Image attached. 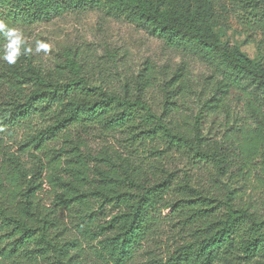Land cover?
Instances as JSON below:
<instances>
[{
	"label": "trees",
	"instance_id": "obj_1",
	"mask_svg": "<svg viewBox=\"0 0 264 264\" xmlns=\"http://www.w3.org/2000/svg\"><path fill=\"white\" fill-rule=\"evenodd\" d=\"M232 1L247 16L261 3ZM224 2L0 0V20L23 33L104 11L189 48L211 70L199 82L187 66L171 77L147 62L135 74L79 51L47 66L26 40L32 53L0 60V264L264 260L259 201L243 200L264 191V57L222 41L217 30L231 26ZM168 209L180 240L163 252Z\"/></svg>",
	"mask_w": 264,
	"mask_h": 264
},
{
	"label": "rangeland",
	"instance_id": "obj_2",
	"mask_svg": "<svg viewBox=\"0 0 264 264\" xmlns=\"http://www.w3.org/2000/svg\"><path fill=\"white\" fill-rule=\"evenodd\" d=\"M224 5L227 7L231 26L217 30L221 34L222 41L239 47L250 59L260 61L264 56L260 54L258 44L263 42L262 51L264 52V26L256 25L254 18L264 19V0H261L252 16L241 13L232 0H225ZM249 24L251 30L248 29ZM246 30L248 32H245ZM23 34L25 40L34 47L39 60L47 66L63 58L65 51L74 53L79 51L82 56L94 59L102 65L113 58L119 70L123 68L122 64L127 63L128 68L135 74H138L147 62L160 70L169 69L171 77L182 66H187L196 82L211 74L209 63L198 53L186 47L169 48L149 31L123 18L110 16L104 11L68 13L51 23L38 24ZM37 41L48 44V50L37 51ZM94 144L93 148L100 145ZM5 145L12 152L17 151L15 143L5 141ZM207 170L214 175L212 167H208ZM206 175L207 172L202 170L197 174L196 179L203 181ZM247 193L250 195H245L243 200L247 202L251 200L250 198L258 200L257 209L264 217V191L254 193L248 191ZM171 214L172 209L162 212V217L167 219L163 221V233L159 238L163 252L167 247H172L171 250H173L174 241L180 240L174 228L178 221L171 220ZM156 244L150 243L149 247L154 248ZM145 257H137L135 263L145 262ZM251 264H264V260H255Z\"/></svg>",
	"mask_w": 264,
	"mask_h": 264
},
{
	"label": "clouds",
	"instance_id": "obj_3",
	"mask_svg": "<svg viewBox=\"0 0 264 264\" xmlns=\"http://www.w3.org/2000/svg\"><path fill=\"white\" fill-rule=\"evenodd\" d=\"M0 37L3 38L2 55L0 60L14 65L21 56H27L32 53L33 49L26 46V41L23 32L15 26L9 25L3 20H0ZM49 45L42 42H36V50L47 51Z\"/></svg>",
	"mask_w": 264,
	"mask_h": 264
}]
</instances>
